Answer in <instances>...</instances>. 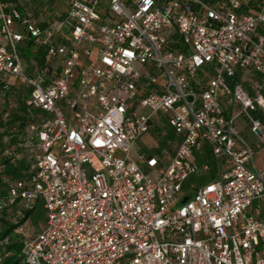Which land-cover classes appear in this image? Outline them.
Wrapping results in <instances>:
<instances>
[{
	"label": "built area",
	"instance_id": "1",
	"mask_svg": "<svg viewBox=\"0 0 264 264\" xmlns=\"http://www.w3.org/2000/svg\"><path fill=\"white\" fill-rule=\"evenodd\" d=\"M27 46L42 53L28 70ZM243 114L264 136V0H72L41 21L0 0V157L25 164L2 175L0 208L22 264H264V163ZM163 121L165 145L140 151ZM205 149L217 175L183 193L211 175Z\"/></svg>",
	"mask_w": 264,
	"mask_h": 264
},
{
	"label": "rangeland",
	"instance_id": "2",
	"mask_svg": "<svg viewBox=\"0 0 264 264\" xmlns=\"http://www.w3.org/2000/svg\"><path fill=\"white\" fill-rule=\"evenodd\" d=\"M72 0H33V5L35 8H42L44 12H47L49 15L43 17L45 19L57 17L63 15L67 12L69 5L71 4ZM102 1V0H101ZM32 2V1H31ZM22 30V29H21ZM23 31V30H22ZM35 48L32 46H27L23 49V61L25 63L26 70H28V64L26 60H31L36 56ZM10 109V108H9ZM263 124H264V117H263ZM157 121H161V119H157ZM253 120L248 117L247 115L243 114L240 116L238 121L236 122V129L239 135L251 146L256 148V163L258 166L264 163V136L259 134L257 130L253 127ZM163 126L159 127V126ZM167 128L171 134V129L165 124L163 121L162 123H157L151 129V135L147 140L146 144L150 146H159L163 147L166 143L167 137L160 135L159 129H162L163 132H167ZM264 128V125H263ZM149 153L157 154V149L151 147L148 149ZM209 151L205 149V151L197 152L196 155L198 156V162L203 163L204 161H208L212 166L216 164L215 160L211 157ZM0 158V163H1ZM1 165V164H0ZM206 175L194 173L191 174L184 183L183 193H191L194 191V187L199 186L206 182ZM5 188L8 187L7 183ZM3 187V188H4ZM252 209L260 212L261 216L264 218V202L262 200H255ZM261 210V211H260ZM7 218L3 221H0V231L4 228L7 221L10 217V214H4ZM33 224L36 227V230H40L41 223L45 221V214L44 210L41 205L34 211L32 214Z\"/></svg>",
	"mask_w": 264,
	"mask_h": 264
},
{
	"label": "trees",
	"instance_id": "3",
	"mask_svg": "<svg viewBox=\"0 0 264 264\" xmlns=\"http://www.w3.org/2000/svg\"><path fill=\"white\" fill-rule=\"evenodd\" d=\"M22 105L23 104H21V106ZM15 114L16 112L13 113L14 116ZM0 122L2 123V121ZM1 161L2 162L0 164L6 165L5 170L0 171V205L2 206V204H4L6 201L7 192H8L7 191L8 187L7 188L4 187L6 186V183L2 180V175L7 174V175L15 176V177H21L22 170L25 168V164L24 162H20L17 165H13L12 163H10V160L8 158H2ZM199 162L201 161L199 160ZM216 175H217V169L215 165H213L212 173L207 178L211 179V178L216 177ZM6 213L8 215L10 214V217L12 218V214H11V211L9 210V207L4 205L2 208H0V221H3L5 218H7L6 216H4V214ZM11 218L8 219L6 225L0 231V242L9 235H11V238H12V241L6 246V250H7L6 253H8V255L6 254H4L6 256L3 255V259L2 261H0V264H22V257H21L22 244L18 238L13 237L16 225L12 223ZM1 248L2 247L0 246V249Z\"/></svg>",
	"mask_w": 264,
	"mask_h": 264
},
{
	"label": "crops",
	"instance_id": "4",
	"mask_svg": "<svg viewBox=\"0 0 264 264\" xmlns=\"http://www.w3.org/2000/svg\"><path fill=\"white\" fill-rule=\"evenodd\" d=\"M16 2L20 9L25 13V14H30L32 15L35 19L41 21L43 17L49 15L47 12H44L42 8H35L33 0H13ZM32 1V2H31ZM35 51V50H34ZM43 51V50H42ZM42 53H39V55L36 56H41L42 60ZM35 56V57H36ZM222 102L224 107L226 108V111L233 112V110L236 109L237 105L235 104V101L233 100L232 97L225 95L224 93L222 94ZM152 136L150 133L146 134L143 139H141L138 143V148L140 151L146 152L148 149H150L153 146H150L149 144H146V140ZM197 156V155H196ZM1 158V157H0ZM198 159V156H197Z\"/></svg>",
	"mask_w": 264,
	"mask_h": 264
},
{
	"label": "water",
	"instance_id": "5",
	"mask_svg": "<svg viewBox=\"0 0 264 264\" xmlns=\"http://www.w3.org/2000/svg\"><path fill=\"white\" fill-rule=\"evenodd\" d=\"M186 200V199H185Z\"/></svg>",
	"mask_w": 264,
	"mask_h": 264
}]
</instances>
